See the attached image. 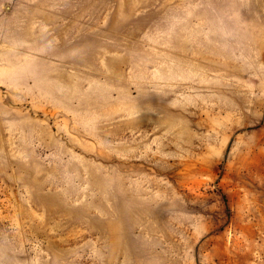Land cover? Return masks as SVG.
<instances>
[{
	"label": "rangeland",
	"instance_id": "1",
	"mask_svg": "<svg viewBox=\"0 0 264 264\" xmlns=\"http://www.w3.org/2000/svg\"><path fill=\"white\" fill-rule=\"evenodd\" d=\"M0 264H264V0H0Z\"/></svg>",
	"mask_w": 264,
	"mask_h": 264
}]
</instances>
